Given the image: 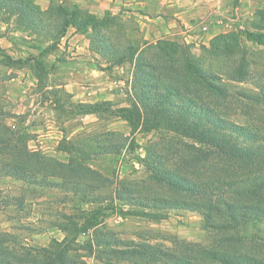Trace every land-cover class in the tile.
Here are the masks:
<instances>
[{"label":"rangeland","instance_id":"rangeland-1","mask_svg":"<svg viewBox=\"0 0 264 264\" xmlns=\"http://www.w3.org/2000/svg\"><path fill=\"white\" fill-rule=\"evenodd\" d=\"M30 1L40 8L41 5L35 4L34 0ZM50 1L52 8L49 15L54 19L57 5L68 9L77 6L72 0ZM7 4H11V0H0V131L14 135L15 147L0 151L4 157L11 156L13 150H26L43 161L40 167L47 163L44 158L60 163L72 161L96 169L109 181L136 183L145 180L149 173L146 150L151 145L154 144L156 150H189L184 144L192 140L184 133H173L160 120L144 114L135 125L125 119L130 117L129 110L139 112L133 103L138 100L137 92L144 87L142 75V80L136 82L133 55L126 51L127 47H152L161 41H171L169 49L176 47L182 56L217 74L216 84L226 87L227 93L205 100L211 101L229 120L256 129L260 139L252 145L264 151V140L260 141L264 136V105L247 102L237 95L243 90L264 92V45L243 39L245 33L251 31L247 29L249 26L220 30L215 36L225 34L222 40L216 37L207 42L203 39L163 38L146 44L133 30L127 33L120 21L111 19L110 30L126 47L119 52L117 59L125 56L123 62L130 66L122 77L116 74V80L122 79V83L111 87L109 91L114 96L110 100L80 101V97H75L65 87L55 86L60 81V75L50 66L59 40L55 34L59 28L55 26L54 19L49 15L31 14L38 22L37 26L33 23L32 26L29 20L31 22L33 18L27 17L23 21ZM257 27L264 32L262 23ZM15 31H19L18 35ZM229 34L240 36L239 46L224 51L223 47L230 46L232 40ZM215 45L219 48L215 49ZM97 53L103 62L100 65L102 69L111 65L105 54ZM243 54L247 61L243 65L250 72L249 77L239 81L228 78L227 72L235 67ZM24 69L30 72L26 82ZM132 74L135 80H132ZM28 82L33 85L26 88ZM130 120L133 121L134 117ZM155 121H160L158 128H154ZM116 138L121 139V144L110 147L109 143ZM200 166L202 170H209L213 164L202 159ZM21 178L11 175L7 169H0V233L9 234V240L0 241V246L47 247L56 241V246L52 245L49 249L55 252L63 250L60 251L63 261L57 264H109L104 258L106 254L98 257L97 251L107 247L93 243L94 240H113L110 232L136 241L141 240L143 235L149 237L151 243L165 247H172L176 241L208 246L213 240L214 234L203 227L200 213L160 209L161 216L158 218L142 215L139 213L141 204L128 199H113L115 189L112 182L90 191L86 188H66L56 178H49L43 183ZM63 214L70 217L63 219ZM85 220L99 222L101 228L109 232L105 235L107 237L97 235L95 227L66 232L56 225L60 222L82 224ZM235 233L242 237L243 246L252 247V238L258 241L261 237L264 240V217L254 224L240 225Z\"/></svg>","mask_w":264,"mask_h":264},{"label":"trees","instance_id":"trees-1","mask_svg":"<svg viewBox=\"0 0 264 264\" xmlns=\"http://www.w3.org/2000/svg\"><path fill=\"white\" fill-rule=\"evenodd\" d=\"M6 6H11L23 21L27 17L33 18L29 23L35 26L38 22L31 14L43 17L49 15L52 8L49 6L41 11L30 0H11V4ZM56 10L55 19L49 16L59 28L55 33L59 38L69 27H74L87 33L91 47L105 54L111 65L125 60V56L117 59L119 52L126 47L110 30L111 18H96L77 6L68 9L57 5ZM259 14L262 18L264 10ZM215 37L222 40L225 34ZM230 37V46H224V51L239 46L240 36ZM243 39L264 45V32L260 29L248 31ZM171 45V41H161L152 47L145 46L136 57L137 47H127L126 51L133 55L136 82L142 80V75L144 87L137 92L138 100L133 103L139 112L129 110L134 120L131 121L130 117L125 119L135 125L144 114L160 120L173 133H184L192 140L184 144L189 150H156L154 144L151 145L146 150L149 173L145 180L136 183L109 181L96 169L72 161L60 163L44 158L47 163L40 167L43 161L26 150H13L9 157L0 154V169H7L11 175L23 177L29 182L43 183L49 178H56L60 180V185L69 189L86 188L92 191L112 182L115 189L113 199H128L141 204L140 214L158 218L161 216L160 209L196 211L202 216L203 227L214 234L208 246L176 241L172 247H165L151 243L150 238L143 235L141 240L136 241L110 232L113 240H94L93 243L107 247L97 251L98 257L106 254L104 258L109 264H264V240L261 237L258 241L252 238L250 241L254 245L246 248L242 245V237L235 233L240 225H251L264 217V151L252 145L260 139V134L248 124L229 120L211 101L205 100L225 96L227 88L216 84L217 74L182 56L176 47L169 49ZM214 48L219 47L215 45ZM245 58L243 54L235 67L227 72L228 78L239 81L249 77L250 72L243 65L247 62ZM132 75V80H135ZM237 95L247 102L264 105L263 91L243 90ZM159 122L155 121L154 128H158ZM13 137L11 133L0 131V151L15 147ZM120 144V138L109 143L113 148ZM202 159L212 162L213 167L200 169ZM61 217L65 219L70 215L63 214ZM56 225L66 232H77L89 226L95 227L97 235L109 233L97 221L85 220L82 224L60 222ZM8 235L0 233V241L7 242ZM56 244L53 241L47 247L0 246V264L61 263L63 256L60 251L63 250L55 252L49 249Z\"/></svg>","mask_w":264,"mask_h":264},{"label":"crops","instance_id":"crops-1","mask_svg":"<svg viewBox=\"0 0 264 264\" xmlns=\"http://www.w3.org/2000/svg\"><path fill=\"white\" fill-rule=\"evenodd\" d=\"M61 2V0H56ZM81 11L96 18L108 16L125 26L126 32L133 30L137 37L149 44L158 39L183 38L186 41L197 39L201 26L208 29L202 34L208 41L222 29L214 27V21L227 18L231 25L243 23L251 31L264 20L260 12L264 10V0H72ZM40 10L48 9L50 0H34ZM247 25V26H246ZM90 30V29H89ZM19 31H15L17 34ZM89 32V31H88ZM18 35V34H17ZM50 66L60 75L55 86H63L80 97V101L110 100L109 90L116 85V69L122 77L129 65L127 62L113 64L105 69L100 65L99 54L91 47L87 33L69 27L57 42ZM145 45L137 47L135 57ZM106 61V60H105ZM105 67V66H104ZM22 74V72H19ZM24 81L29 80L30 72L24 69ZM113 82V83H112ZM32 82H28L26 88Z\"/></svg>","mask_w":264,"mask_h":264},{"label":"built area","instance_id":"built-area-1","mask_svg":"<svg viewBox=\"0 0 264 264\" xmlns=\"http://www.w3.org/2000/svg\"><path fill=\"white\" fill-rule=\"evenodd\" d=\"M231 22L232 21H229L227 18H219L214 21V27H216L217 29L219 28V29H224V30H231L234 28L245 29V26L243 23L231 25ZM207 29H208L207 25H203L200 27V29L197 31L199 33V37L197 38V40L203 39L202 34L205 31H207ZM116 73L118 75L122 74V70L120 68H117ZM118 82L122 83V79H118ZM118 82H115V83L117 84Z\"/></svg>","mask_w":264,"mask_h":264}]
</instances>
